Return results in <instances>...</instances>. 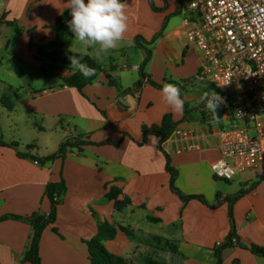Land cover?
<instances>
[{
	"label": "crops",
	"instance_id": "0c3cea01",
	"mask_svg": "<svg viewBox=\"0 0 264 264\" xmlns=\"http://www.w3.org/2000/svg\"><path fill=\"white\" fill-rule=\"evenodd\" d=\"M122 2L128 5V29L119 47L97 58L94 48L75 38L70 43L69 51L87 55L103 69L79 92L62 80L73 71L46 78L41 66L52 64L39 54L55 40L50 26L69 10L67 0H0V137L15 144L0 146V217L47 214L45 185L63 180L66 191L55 222L39 241L41 264H88L85 242L101 222L116 229L105 247L129 264H143L145 257L159 264H216V243H225L230 234L237 243L221 250L222 264H264V254L255 252L264 249V179L249 190L263 169L230 181L211 171L219 158L217 133L224 114L219 107L216 113L208 110L202 95L189 93L201 57L185 42L183 21L191 19V13L183 0H153L159 11L152 10L148 0ZM163 25L148 46L151 57L144 73L156 83L175 82L184 88L190 121L180 122L183 111H173L161 89L139 75L145 52L134 38L149 41ZM3 97L13 103L12 110L1 103ZM195 98L197 106H192ZM165 114L179 122L162 143L177 170L175 187L183 195L203 196L209 206L198 200L184 203L171 192L157 138L143 140L141 127L159 124ZM77 135L93 144L39 162ZM105 140L119 144L99 145ZM111 188H118L119 199L127 197L130 204L116 210L106 198ZM241 190L248 191L233 203L230 218L227 198ZM31 235L29 222L1 221L0 264H28L22 258Z\"/></svg>",
	"mask_w": 264,
	"mask_h": 264
},
{
	"label": "built area",
	"instance_id": "2783aa9c",
	"mask_svg": "<svg viewBox=\"0 0 264 264\" xmlns=\"http://www.w3.org/2000/svg\"><path fill=\"white\" fill-rule=\"evenodd\" d=\"M185 42L200 52L193 77L222 88L224 123L217 133L216 178L260 171L264 159V0H183ZM37 163V162H35ZM230 245L237 240L231 237ZM217 242L216 246L222 245Z\"/></svg>",
	"mask_w": 264,
	"mask_h": 264
},
{
	"label": "trees",
	"instance_id": "16d2710c",
	"mask_svg": "<svg viewBox=\"0 0 264 264\" xmlns=\"http://www.w3.org/2000/svg\"><path fill=\"white\" fill-rule=\"evenodd\" d=\"M123 0H121L122 2ZM148 3L152 10L159 11L162 9H158L154 6L153 0H148ZM71 19L70 10L64 11L61 13L54 21V23L50 26V28L55 33V40L50 42L46 47L42 48V51H39V54L42 58L51 62L52 65L45 66L42 65L41 69L46 78H51L58 76L56 72H65L67 70L73 71L70 75H66L62 77V80L65 85L77 89V91L82 92V89L90 84L97 76V74L103 69L97 65L90 57L84 54L73 53L68 50L71 41L73 40V33L70 31L68 27V21ZM7 25L13 27L16 32H19L20 29L15 25L14 22H7ZM163 27L159 30V32L149 41H146L141 36H136L134 38V43L137 48L144 50L145 57L139 67V75L141 78L147 77L146 73H144V68L148 64L151 57V50L148 47L162 32ZM39 49V48H38ZM74 56L79 59L81 63L86 64L88 67L95 69V74L88 78H85L78 70L72 68L70 66V57ZM106 77L110 79V76L106 74ZM147 82L158 89H162L163 85L166 83L176 84L181 89V97L183 93V89L180 87L179 83L175 82H165V83H156L147 77ZM1 103L8 109H13V103L8 100L7 97L1 98ZM213 114V113H212ZM192 119L191 110L188 107V104L184 101L183 108V116L180 122L190 121ZM179 122H176L172 119L171 114H165L162 117V120L159 124L152 125H143L141 127V132L143 134V140L149 135H152L157 138V149L163 154L165 159V170L169 174V189L173 192L182 202L186 203L190 200H198L204 205H208L205 198L201 195H183L176 187L175 180L177 177V170L171 166L170 158L162 149V143L166 141L175 131ZM82 135H77L75 137H69L66 139L61 145L56 153L42 157L39 159L41 164L45 162L52 161L58 157L64 155L66 150L71 149H81L82 146L93 144L88 140H81ZM119 142H112L110 140H105L99 143V145H113L117 146ZM0 146H11L14 147V143H6L0 137ZM30 148V146L28 147ZM262 173L258 177V181L254 182L250 185L249 190H253L255 186L258 184L260 180L264 179V159L262 166ZM66 191V185L63 180L59 182H49L45 185L44 194L47 197L50 210L47 214H32L30 217H20L15 215H4L0 217V222L7 220L9 218L23 220L29 222L32 226V235L29 239L27 248L23 254L22 262L28 264H41V259L39 256V241L41 235L45 228L55 222L57 206L59 205L61 197L64 195ZM248 190H241L237 194H235L231 198H227L229 203L228 213L229 217L232 218V206L233 203L239 199L241 196L246 194ZM119 195H121V191L118 188H111L108 193H106V198L112 200L114 202V207L116 210H121L127 204H130V200L127 197H123V199H119ZM123 231V228H120ZM54 232H57L53 228ZM116 235V229L107 222H101L97 226L96 234L90 238L87 242H85L87 246L88 252V264H129L126 259H124L120 255H116L107 250L104 245V241L111 240ZM232 234L228 235L225 243L220 246H217L215 250V258L216 264H222L221 259V250L227 246H230V239ZM173 252H176L173 250ZM143 264H159L155 259L151 257H145L143 259ZM232 264H239L238 261H234Z\"/></svg>",
	"mask_w": 264,
	"mask_h": 264
},
{
	"label": "clouds",
	"instance_id": "9594fccd",
	"mask_svg": "<svg viewBox=\"0 0 264 264\" xmlns=\"http://www.w3.org/2000/svg\"><path fill=\"white\" fill-rule=\"evenodd\" d=\"M71 19L67 22L73 37L83 46L94 48L97 58L120 46L128 29L127 3L121 0H67ZM70 66L78 70L85 78L93 76L95 69L70 57ZM164 102L173 111L182 112L184 99L181 89L172 83H166L161 89ZM202 101L208 110L216 113L223 99L215 92L205 93Z\"/></svg>",
	"mask_w": 264,
	"mask_h": 264
},
{
	"label": "rangeland",
	"instance_id": "374dc122",
	"mask_svg": "<svg viewBox=\"0 0 264 264\" xmlns=\"http://www.w3.org/2000/svg\"><path fill=\"white\" fill-rule=\"evenodd\" d=\"M76 48V46L72 47L71 49L74 50ZM76 50H80V49H76ZM5 64H9V62L6 60ZM193 82V86L192 88H190V92L189 93H193L195 95H199V96H203L205 93H209L210 92H215L217 93L220 97L224 96L226 94V91L222 88L213 86L212 84H208L206 83L205 85L201 86L199 85L196 81H192ZM200 98V97H199ZM197 101L198 98H195L194 100L190 101V104L192 106H197Z\"/></svg>",
	"mask_w": 264,
	"mask_h": 264
},
{
	"label": "water",
	"instance_id": "95a60500",
	"mask_svg": "<svg viewBox=\"0 0 264 264\" xmlns=\"http://www.w3.org/2000/svg\"><path fill=\"white\" fill-rule=\"evenodd\" d=\"M255 252H256L257 254H264V249L256 248V249H255Z\"/></svg>",
	"mask_w": 264,
	"mask_h": 264
}]
</instances>
